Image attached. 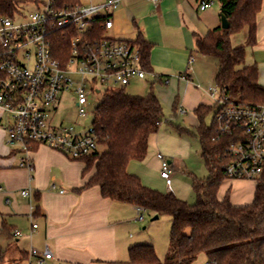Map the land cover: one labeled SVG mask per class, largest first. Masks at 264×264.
Segmentation results:
<instances>
[{"label":"crops","instance_id":"1","mask_svg":"<svg viewBox=\"0 0 264 264\" xmlns=\"http://www.w3.org/2000/svg\"><path fill=\"white\" fill-rule=\"evenodd\" d=\"M204 1L210 5L201 10ZM221 15L217 0H162L158 8L149 0H122L112 15L110 36L132 42L142 36L151 44V73L137 81L145 83L151 90L157 88L156 96L161 104L167 103L172 109L166 123L181 125L164 131L162 122L159 131L149 137L145 159L129 164L128 171L149 188H157L151 169L161 170L158 153L170 163L172 172L187 169L193 154L192 138L188 134L196 135L199 125L195 110L201 105L216 107L208 89L215 83L218 61L200 55L196 51V42L215 29H222ZM244 29L247 31L242 32ZM244 29L231 36L232 46L246 43L249 30ZM192 57L194 62L190 63ZM245 65L257 67L259 83L264 87V0L256 20V43L247 47ZM179 108H184L187 113L179 114ZM2 115L0 110V200L9 202L12 217L6 218L0 227V236L4 237L0 242V264H17L22 260L29 264L31 247L40 251L49 247L55 257L50 264L118 262L120 255L123 257L131 246L126 244L124 247L122 242L126 241L127 215L131 212L136 215L137 208L104 198L97 186L78 192L94 175L95 167L83 175L84 161L70 160L48 147L34 148L30 155L32 170L20 168L24 155L6 144V132L1 129ZM198 153L202 160L200 149ZM28 186L35 194V206L24 196L15 204L7 199L12 191ZM256 187L254 180H225L218 191V199L222 201L228 197L235 206L248 205L255 199ZM31 214L39 225L34 231L30 225ZM16 231L21 232V236H15ZM22 232L30 233V240H24L26 237ZM140 244L145 243H137Z\"/></svg>","mask_w":264,"mask_h":264},{"label":"trees","instance_id":"2","mask_svg":"<svg viewBox=\"0 0 264 264\" xmlns=\"http://www.w3.org/2000/svg\"><path fill=\"white\" fill-rule=\"evenodd\" d=\"M27 1L0 0V16L13 17L19 5ZM217 1L229 28L219 27L198 38L196 51L217 59L215 84L228 105H262L264 87L259 83L257 67L245 65V51L256 43V20L263 0ZM57 3L76 6L80 0H57ZM245 27L249 30L246 43L232 46L231 36ZM102 34V31L98 33ZM135 43L140 48L142 67L151 71V44L142 36ZM67 46L68 42L59 36L54 48L58 59H64ZM215 108L201 105L195 110L199 121L196 136L208 175L204 179L189 175L196 196L195 203L191 204L172 192L145 186L138 176L128 171L132 161L145 159L149 137L159 131L164 120L159 98L153 92L133 96L126 89L104 92L92 122L99 150L82 159L86 163L83 175L93 167L95 173L77 191L97 186L104 198L172 219L170 250L165 260L158 258L153 245L140 244L129 249L130 263L193 264L200 254H205L215 264H264V174L257 180L251 204L235 206L228 197L218 199V191L226 180L224 154L233 139L221 133L215 119L212 126L205 124L206 116Z\"/></svg>","mask_w":264,"mask_h":264},{"label":"built area","instance_id":"3","mask_svg":"<svg viewBox=\"0 0 264 264\" xmlns=\"http://www.w3.org/2000/svg\"><path fill=\"white\" fill-rule=\"evenodd\" d=\"M121 1L61 6L57 0H28L37 5V10L25 15L18 7L13 17L0 16V110L6 117L1 129L7 134L6 144L24 155L20 168L33 169L30 155L39 146L74 161L97 153L99 145L93 128L79 132L73 125L55 123L59 107L65 99L72 100L78 114L85 116L93 99L90 94L126 89L151 73L142 67L135 42L108 35L113 28L112 15ZM149 1L155 8L162 2ZM209 5L204 1L201 10ZM101 31L103 34L98 35ZM59 36L68 42L62 60L54 54ZM208 93L215 100L214 119L219 130L233 139L224 154L225 179L257 181L264 174V104L228 105L217 85L211 86ZM178 112L187 113L184 108ZM157 158L161 178L171 188L170 163L162 153ZM22 196L31 200L32 191L23 190ZM144 212L137 208L139 220H143ZM30 219L34 231L38 225L33 223V214ZM15 236H21V232L16 231ZM54 258L49 247L43 251L30 248L29 264H49Z\"/></svg>","mask_w":264,"mask_h":264},{"label":"rangeland","instance_id":"4","mask_svg":"<svg viewBox=\"0 0 264 264\" xmlns=\"http://www.w3.org/2000/svg\"><path fill=\"white\" fill-rule=\"evenodd\" d=\"M39 1L45 2L47 0H39ZM99 1L103 2L102 0H80V3L88 4L89 2L95 3ZM19 7L20 9H22V12L25 15H28L31 12L37 10L36 4H30L27 2L20 4ZM17 19L18 21L21 20V18H17ZM246 31L247 29H244L242 32H246ZM144 84L137 80L133 81L132 84L126 88V92L130 95L145 96L151 92L155 93V95H158L159 92L157 88H154L151 90L150 87L149 88L145 87ZM213 85H216V84L214 83ZM103 94L104 92L90 94V97L93 96V99L90 101V105L86 107L85 116H80L78 114V109L76 107L75 102H73L72 100L68 101L65 99L64 103L59 107L58 111L56 112L54 116L55 123L62 122L65 125H73L76 128V130L79 132L89 130L90 128H92L94 114H95L96 108L98 107V105L101 103L103 99ZM162 106H163V111L165 114V119L163 120V123H162V130L170 131V130H173V128L181 127L179 123L177 124L173 123L172 125H169L166 123L167 119H169V117L172 114V109L167 103L166 104L162 103ZM215 112H216V109L211 114L206 116L205 124L207 126H212ZM1 119H2L1 123L5 124L6 117L2 115ZM188 136L192 138L191 141H192L193 154H192L190 162L187 164V169L181 170L176 173L172 172L171 188H168L166 185V182L160 178V169L157 172L156 169L152 168L151 171L153 172L154 184L157 187V188H154L155 190H158V191L162 190L164 192V191H167V189H170L169 190L170 192L178 195V197L184 199V201H187L192 204V203H195L196 196L193 192L189 175L191 174V175L198 177L199 179H204L205 177H207L208 173L198 153L200 149V144H199V141L196 135L188 134ZM6 137H7V134H6ZM4 186L5 185L2 184L3 188ZM51 189H52V184H51ZM23 190L32 191V189H30L29 186L24 189L19 188L17 190L12 191L10 194H8L7 199L11 200L12 203L15 204L16 202L20 201ZM31 201L33 205L35 206L36 199H35V194L33 193V191H32ZM8 208H10L9 202H6L4 199L0 200V227L2 223H4V220L6 218L9 219L10 217H12V214ZM153 217H154V214L151 212H145L143 220H139L137 214L133 216L132 212L129 215H127L126 227H125V232H124V235L126 236V241H122V242L124 243L123 244L124 247L126 246V244H128V246L131 245L130 247H132V246L137 245V243H142V242H144L145 244L153 245L156 250V254L158 258L161 261H164L170 250V234H171V229H172V219L169 216H161L159 217L158 220H153ZM33 223L38 225V220L34 219ZM22 233L24 237H26L24 240L26 239L30 240V237H29L30 233H27V234L24 232ZM3 238L4 237L0 236V242L4 241ZM38 241H41V238H39ZM2 246L4 247L5 244L2 243ZM207 263H209L208 257L205 254H200L193 264H207ZM4 264H14V263L6 262ZM17 264H28V261L22 260ZM105 264H132L130 263L128 249L126 250V253H124L123 257H121L120 255L118 262L105 263Z\"/></svg>","mask_w":264,"mask_h":264},{"label":"water","instance_id":"5","mask_svg":"<svg viewBox=\"0 0 264 264\" xmlns=\"http://www.w3.org/2000/svg\"><path fill=\"white\" fill-rule=\"evenodd\" d=\"M221 21H222V24H221L222 29L223 30L228 29L229 28V22L223 14L221 15ZM158 219H159V216H157V215L153 217V220H158Z\"/></svg>","mask_w":264,"mask_h":264}]
</instances>
